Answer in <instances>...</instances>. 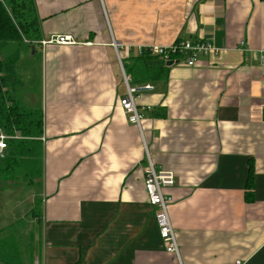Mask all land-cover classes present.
Listing matches in <instances>:
<instances>
[{
    "label": "crops",
    "instance_id": "crops-1",
    "mask_svg": "<svg viewBox=\"0 0 264 264\" xmlns=\"http://www.w3.org/2000/svg\"><path fill=\"white\" fill-rule=\"evenodd\" d=\"M34 4L39 41L24 45L42 52V177L32 202L41 213L25 215L35 229L23 264H264V0ZM62 35L76 45L40 44ZM184 40L219 53L133 84L154 86L138 102L151 108L142 135L120 105L118 57L124 68L136 46ZM146 150L175 174L166 193L179 259L165 251L148 201Z\"/></svg>",
    "mask_w": 264,
    "mask_h": 264
},
{
    "label": "trees",
    "instance_id": "trees-1",
    "mask_svg": "<svg viewBox=\"0 0 264 264\" xmlns=\"http://www.w3.org/2000/svg\"><path fill=\"white\" fill-rule=\"evenodd\" d=\"M38 39L39 20L34 0H0V129L11 137H19L8 141V149L4 157L0 158V173L8 176L17 171L16 174L22 175L25 164L28 173L25 176L31 183L42 177V146L39 138L43 133V113L41 110L27 108L14 95L18 83V52L7 59H1V53L10 45H22L25 40ZM129 62L124 69L132 85L166 76V63L162 59L144 55L131 57ZM32 162L35 163L34 166H30ZM253 185L251 167L246 193V200L249 202L253 197ZM31 213L36 218L40 215L41 204L38 199ZM0 261L5 264H20L16 248L9 246L7 242H0Z\"/></svg>",
    "mask_w": 264,
    "mask_h": 264
},
{
    "label": "built area",
    "instance_id": "built-area-1",
    "mask_svg": "<svg viewBox=\"0 0 264 264\" xmlns=\"http://www.w3.org/2000/svg\"><path fill=\"white\" fill-rule=\"evenodd\" d=\"M26 43L30 42L27 41ZM40 44L43 47L48 45L73 46L76 45V42L71 36L62 35L56 37L54 36L50 40L41 42ZM113 45L117 53H120V50H131L130 47L122 46L121 44L113 43ZM135 49L139 57L147 55L149 57L162 59L165 63L170 61L175 63L182 59L184 64L188 67L196 66L199 57L202 55L219 53V49L211 43L203 41L193 42L192 40L178 41L167 47L148 45L136 46ZM118 59L123 72L124 82L126 84V95L121 100L120 105L124 113L127 115L129 123L138 128L140 133L143 135L144 114L147 111H150L151 108L148 106H141L138 102L142 93L152 92L154 90V86L151 84L133 86L130 83V78L125 73L121 58L118 57ZM262 73L264 74V57L262 58ZM13 138L19 137L17 135L11 137L0 129V158L4 157L8 149V141ZM146 157L147 165L145 169V189L148 195V201L154 209L155 221L158 226L165 251L179 259V246L176 239L175 229L170 218V206L173 199L166 193V189L175 185V174L171 171L157 168L148 150H146Z\"/></svg>",
    "mask_w": 264,
    "mask_h": 264
},
{
    "label": "rangeland",
    "instance_id": "rangeland-1",
    "mask_svg": "<svg viewBox=\"0 0 264 264\" xmlns=\"http://www.w3.org/2000/svg\"><path fill=\"white\" fill-rule=\"evenodd\" d=\"M37 51V54L33 55L29 46L13 44L2 51L1 59H7L16 52L22 57L17 69L18 83L14 95L29 109L41 110L43 64L42 52L39 48ZM34 165L33 162L30 164ZM16 173H10L8 176L0 173V242H7L9 246L16 248L19 261L23 264V254L27 256L33 250L30 232L35 229L31 215H25L34 207L32 202L38 192L39 183L37 180L33 183L30 179L27 180L25 164L23 174Z\"/></svg>",
    "mask_w": 264,
    "mask_h": 264
},
{
    "label": "water",
    "instance_id": "water-1",
    "mask_svg": "<svg viewBox=\"0 0 264 264\" xmlns=\"http://www.w3.org/2000/svg\"><path fill=\"white\" fill-rule=\"evenodd\" d=\"M173 65H174V63H173L172 61L166 63V66H167V67H171V66H173Z\"/></svg>",
    "mask_w": 264,
    "mask_h": 264
}]
</instances>
